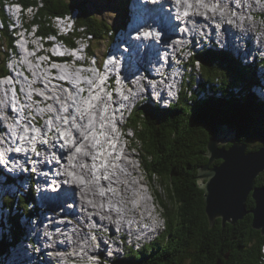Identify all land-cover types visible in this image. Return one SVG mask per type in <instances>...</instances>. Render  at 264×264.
Returning <instances> with one entry per match:
<instances>
[{"label": "clouds", "instance_id": "1", "mask_svg": "<svg viewBox=\"0 0 264 264\" xmlns=\"http://www.w3.org/2000/svg\"><path fill=\"white\" fill-rule=\"evenodd\" d=\"M60 2L70 8L53 14L46 0H0V239L13 244L8 217L33 197L20 220L27 237L0 264L17 253L29 264H116L163 236L175 201L170 182L147 166L154 156L140 135L143 109L170 110L195 94L199 55L230 50L246 70L254 66L259 84L248 91L264 102V0H138L173 30L146 16L118 51L114 29V39L97 38L73 0ZM129 45L139 54L131 71ZM150 50L157 55L145 61ZM203 170L194 184L208 196ZM9 176L23 179L8 185Z\"/></svg>", "mask_w": 264, "mask_h": 264}, {"label": "trees", "instance_id": "2", "mask_svg": "<svg viewBox=\"0 0 264 264\" xmlns=\"http://www.w3.org/2000/svg\"><path fill=\"white\" fill-rule=\"evenodd\" d=\"M23 2L26 5L29 0ZM46 5L53 14H62L70 8L60 0H46ZM71 8L79 9L81 22L88 24L95 37L108 39L107 23L95 17L84 3L73 0ZM216 54L209 51L200 56L202 89L216 78L230 77L235 73L252 81L256 79L252 67L246 70L235 60ZM143 110L146 114L140 135L145 140V149L154 156L147 166L162 173L170 182L169 192L178 209L170 213L168 230L157 242L140 253L131 251L137 256L135 258H143L141 261L127 258L116 264H184L187 257L192 258V264H258L264 235L253 228V215L226 226L219 219L212 228L206 214L205 193L195 187L194 180L198 178L199 169L209 163L205 157L208 143L221 128L235 130L236 141L248 145V151L264 147V103L252 94L237 96L225 89L221 97L208 94L205 99L194 96L188 101L184 95L180 104L170 110L149 105ZM255 142L256 146H250ZM221 164L222 161L215 163ZM257 186L264 187V173L257 179ZM27 202L22 200L21 206L27 207ZM247 207L255 209V201L250 198ZM19 220L16 216L10 220L14 222L13 241L20 240L24 233ZM6 244L10 246L7 239L0 241V255L6 250Z\"/></svg>", "mask_w": 264, "mask_h": 264}, {"label": "water", "instance_id": "3", "mask_svg": "<svg viewBox=\"0 0 264 264\" xmlns=\"http://www.w3.org/2000/svg\"><path fill=\"white\" fill-rule=\"evenodd\" d=\"M225 131L232 130L221 128L208 143L207 152L210 149L212 159L207 152L205 154L209 163L203 167V178H211L207 188L209 195L205 193L207 217L213 228L219 219L223 226L234 225L251 214L253 228L264 235V229H260L264 228V187L257 186V179L264 173V147L248 152L246 144L236 143L235 138L229 140ZM220 143L224 144L218 147ZM217 161L222 164L215 165ZM250 198L256 204L253 210L247 207Z\"/></svg>", "mask_w": 264, "mask_h": 264}, {"label": "rangeland", "instance_id": "4", "mask_svg": "<svg viewBox=\"0 0 264 264\" xmlns=\"http://www.w3.org/2000/svg\"><path fill=\"white\" fill-rule=\"evenodd\" d=\"M78 1L81 3H84V5L87 8H89L93 14L101 15L98 17L99 19L103 21H107L108 23L109 21H112L110 25H112V27H115L120 22L119 10L123 8V5L125 4L126 0H121V1L120 0H107V1L106 0H78ZM128 2H130V0H128ZM108 11L116 13L117 16L115 15H111L107 17L103 16V13L108 12ZM222 82H223V87L226 90H229L237 86V84L239 83L242 85V87H244L245 90L248 91L251 88V86L254 84L252 80L248 79L241 73H235L234 75H230V77H224L222 78ZM248 93L250 95V91H248ZM224 133L229 140H233L234 138L236 139L237 137L236 135L237 133L235 131H225ZM256 143L257 142L250 144V146L252 147L256 146ZM174 207H175V211L173 212H176V210L178 209L176 202H175ZM14 211L18 212V210L16 209H14Z\"/></svg>", "mask_w": 264, "mask_h": 264}, {"label": "bare ground", "instance_id": "5", "mask_svg": "<svg viewBox=\"0 0 264 264\" xmlns=\"http://www.w3.org/2000/svg\"><path fill=\"white\" fill-rule=\"evenodd\" d=\"M107 1V0H106ZM121 1V0H120ZM128 2V1H127ZM130 2H128V4H129ZM114 6V5H113ZM108 7V6H107ZM108 25V29H109V31H110V29L112 30V28H111V26H110V23L109 24H107ZM113 37H111V38H109V39H112ZM221 52V54H224V55H229L230 53H231V51L230 50H226V51H220ZM214 55V54H213ZM217 55V54H216ZM219 57H220V55H219ZM232 58H233V56H232ZM221 59H222V57H221ZM239 64H241L240 62H239ZM2 176H4V173L3 172H0V177H2ZM17 179H23V178H16V179H14V178H12V177H7V184L8 185H11V184H15L16 182H17ZM0 186H2V182H0ZM26 200H29V202H32V200H33V197H32V195H31V193H29L27 196H26V198H25ZM22 200H24V198L23 197H21V201ZM34 214V215H33ZM33 214H31V213H28V215L29 216H35V215H38L39 214V209L37 208L36 209V211L33 213ZM12 216V215H11ZM8 220H9V217H8ZM12 220V219H11ZM28 220H29V222H30V220H31V218H29L28 217ZM10 225H11V234H12V236L14 237V222L12 223L11 221H10ZM3 221L2 220H0V228H3ZM20 226H22V227H24V229H23V232L24 231H26V226L25 225H20ZM27 233V232H26ZM166 233V232H165ZM26 237H27V234H26ZM26 237H25V239H26ZM4 239H7L6 237L4 238ZM1 240V239H0ZM13 240H14V238H13ZM20 243V241L18 240V241H13V244L12 245H7V247H6V250L3 252V255L2 256H4V255H11V253L9 252V247H12V246H14L15 244H19ZM131 249H129V251H130ZM130 253L131 252H129L128 253V259H130V260H139L140 259V261H141V259H143V258H135V257H137L135 254H133V253H131V255H133V256H131L130 255ZM2 256H0V257H2ZM16 256H17V258L16 259H13V260H10L9 261V264H29V261H27V260H25V259H23V253H17L16 254ZM153 256V255H152ZM132 257H134V258H132ZM118 262H120V260H118Z\"/></svg>", "mask_w": 264, "mask_h": 264}]
</instances>
